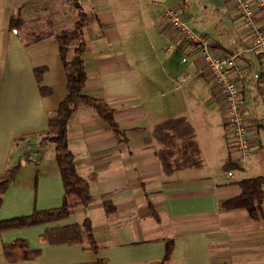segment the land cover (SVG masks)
<instances>
[{"label":"crops","instance_id":"obj_1","mask_svg":"<svg viewBox=\"0 0 264 264\" xmlns=\"http://www.w3.org/2000/svg\"><path fill=\"white\" fill-rule=\"evenodd\" d=\"M135 1L81 0L86 11L89 3L95 9L84 30L82 92L109 105L120 131L88 106L68 121V145L78 174L90 179L93 201L59 221L0 231V264H264V213L253 219L245 208L221 206L241 194L240 181L264 176L262 85L250 77L238 82L242 107L255 127L251 152L241 166L234 162L221 100L201 73L199 52L178 42L162 16L175 8L188 20L200 5L225 11L236 24L242 19L224 0H195L198 5L138 0L139 10ZM98 3L113 7L97 11ZM12 18L28 28H12ZM76 19L63 0H0V181L20 163L3 194L0 221L63 203L55 144L45 138L50 117L67 95L66 73L58 41L52 36L28 44L27 33L49 27L59 32ZM233 34L232 39L212 38L213 51H241L259 71L257 56L246 51L250 34L237 25ZM171 42L177 48L169 52ZM185 55L189 58L182 62ZM180 76L185 83H179ZM86 217L95 251L86 241L71 245L41 239L48 229L82 224ZM16 239L39 250L36 258L10 262L4 245Z\"/></svg>","mask_w":264,"mask_h":264},{"label":"trees","instance_id":"obj_2","mask_svg":"<svg viewBox=\"0 0 264 264\" xmlns=\"http://www.w3.org/2000/svg\"><path fill=\"white\" fill-rule=\"evenodd\" d=\"M77 14V19L70 28L59 32L47 28L43 32H28V44L37 43L47 37H54L59 43L60 57L66 73L67 95L60 103L58 109L49 119L50 142L55 144V159L60 169L64 185V198L60 207L44 211H36L28 216L16 217L0 221V231L42 225L67 218L72 210L79 206H87L93 201L89 190L90 179L81 177L76 169L75 157L68 145V121L72 114L81 106L93 108L104 118L119 134L116 123L112 117V109L101 99L86 95L82 92L86 82V71L83 54L86 50L85 28L91 21V16L84 9L81 0H63ZM10 26L19 31H25L28 27L19 18H12ZM230 162V159H228ZM232 168L237 164L231 163ZM20 171V163L12 166L0 181V208L2 197L10 184L15 180ZM242 192L239 196L222 202L223 208H245L251 218L259 219L264 213V176L247 178L239 182ZM41 239L49 243H65L71 245L88 242L91 250H97L92 224L88 217L82 224H72L63 227L48 229ZM169 251V250H168ZM4 253L10 262L28 261L36 258L39 250L31 249L24 239L4 245ZM167 257V254H166ZM94 264H106L97 262Z\"/></svg>","mask_w":264,"mask_h":264},{"label":"built area","instance_id":"obj_3","mask_svg":"<svg viewBox=\"0 0 264 264\" xmlns=\"http://www.w3.org/2000/svg\"><path fill=\"white\" fill-rule=\"evenodd\" d=\"M230 4L251 32L248 53H254L259 61L260 70L251 69L252 62L243 59V52L217 54L213 51L214 42L206 34L194 31L178 9L168 8L163 20L176 33L178 42H187L192 50L198 51L203 68L201 73L211 82L214 92L221 100L225 116V126L232 143L234 162L243 166L248 160L253 145L251 131L255 128L248 112L242 107L239 81L252 78L262 85L264 96V0H224ZM177 42V43H178ZM174 49L168 48L171 52ZM184 57L182 62H186ZM187 78L180 76V84ZM231 176L232 172H228Z\"/></svg>","mask_w":264,"mask_h":264},{"label":"rangeland","instance_id":"obj_4","mask_svg":"<svg viewBox=\"0 0 264 264\" xmlns=\"http://www.w3.org/2000/svg\"><path fill=\"white\" fill-rule=\"evenodd\" d=\"M173 3H177L179 2V0H171ZM195 1V0H193ZM136 2V7L137 10L140 9V3L138 0L135 1ZM197 4V1H195ZM218 5L221 6V2L217 1ZM91 4H88V7L86 9H89V11L87 10L88 14H94L95 9L90 8ZM95 5V4H94ZM144 5V4H143ZM94 7H96L97 11H99L101 8H112V4L111 3H98L97 6L95 5ZM196 14L194 18H190L188 17V24L190 25V23L198 30H202L204 31V33L206 35H208L211 38L214 39H218V37L223 36L229 39H232V37H234L233 34V28L234 25L238 26V30L239 32H241V30L247 34L251 35V32L249 31V29L247 27H245V25L242 22H238L236 24V22L230 20L228 18V15L225 11L219 10L217 11L216 9H204L203 7H201L200 5H198V8L195 10ZM182 14H186L184 9L181 10ZM221 17V19H220ZM190 21V23H189ZM164 23V22H163ZM138 24L140 25V21L138 22ZM165 24V23H164ZM241 34V33H240ZM171 47L175 50L177 47L174 43L171 42ZM172 52V51H171ZM170 57L175 55L173 53H169ZM177 60L181 59V56L179 57V55H177ZM186 58H189V55H185ZM201 75V74H200ZM202 76V75H201ZM263 113H264V109H263Z\"/></svg>","mask_w":264,"mask_h":264}]
</instances>
